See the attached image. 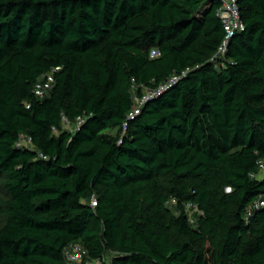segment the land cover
<instances>
[{
  "label": "trees",
  "instance_id": "obj_1",
  "mask_svg": "<svg viewBox=\"0 0 264 264\" xmlns=\"http://www.w3.org/2000/svg\"><path fill=\"white\" fill-rule=\"evenodd\" d=\"M237 6L211 60L219 0H0V264H264V0Z\"/></svg>",
  "mask_w": 264,
  "mask_h": 264
},
{
  "label": "built area",
  "instance_id": "obj_2",
  "mask_svg": "<svg viewBox=\"0 0 264 264\" xmlns=\"http://www.w3.org/2000/svg\"><path fill=\"white\" fill-rule=\"evenodd\" d=\"M238 0H219L220 7L216 11L215 16L219 18L222 24V30L225 33L224 39L220 46L218 47V52L215 54V56L211 60H215L216 58H223L224 54L227 51V46L232 37H234L236 34L240 33V31H243L244 25L241 21L238 6H237ZM58 68H55L48 74H46L41 80H39L34 88H33V94L35 97L42 99L44 98L48 92L50 91L52 84H53V73L56 72ZM178 77L175 76V78H172L166 85L160 86L155 91H147V93L143 96L142 100L138 98H134V101L137 102L135 104V108L128 114V118H131L138 114L139 108L144 102L145 99H151L153 97H157L162 91L167 89L170 85H173L175 81H177ZM83 120L81 118L76 119L74 122H70L66 117L62 116L61 118V126L63 129L69 130L71 132H74L78 129V127L82 124ZM54 133L57 132L56 129H52ZM30 144V140L26 139L24 137H20V142L18 143L19 146ZM258 165V173L254 175H250L252 178L260 180V178L264 177V159H260L257 162ZM175 201H170L168 205H173ZM95 205V201H91V206ZM264 206V199H258L254 201L252 204L248 205L245 208L244 212V221L247 223L249 221V218L251 216V213L254 210H257ZM190 222L193 223V219L190 217ZM64 260L66 264H81V261L85 257V251L84 249L78 245V244H70L64 249Z\"/></svg>",
  "mask_w": 264,
  "mask_h": 264
},
{
  "label": "rangeland",
  "instance_id": "obj_3",
  "mask_svg": "<svg viewBox=\"0 0 264 264\" xmlns=\"http://www.w3.org/2000/svg\"><path fill=\"white\" fill-rule=\"evenodd\" d=\"M143 93L145 95L147 93V90H143ZM136 101H135V104H137V102H138V101L137 102ZM3 199H6V192H5V189H4L3 184H2V179L0 178V200H3ZM195 211H196L195 207L192 208L189 205H187V207H186V213H187V215L189 217L191 215H193L195 213ZM3 222H4V218L3 217H0V227L2 226ZM109 259H110V255H106L105 256V261L108 262Z\"/></svg>",
  "mask_w": 264,
  "mask_h": 264
}]
</instances>
